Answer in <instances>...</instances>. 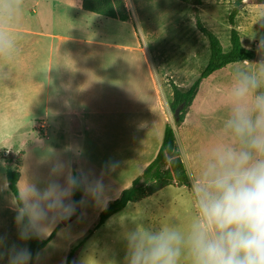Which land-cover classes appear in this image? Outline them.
I'll use <instances>...</instances> for the list:
<instances>
[{
    "label": "rangeland",
    "instance_id": "374dc122",
    "mask_svg": "<svg viewBox=\"0 0 264 264\" xmlns=\"http://www.w3.org/2000/svg\"><path fill=\"white\" fill-rule=\"evenodd\" d=\"M82 2L25 0L24 10L14 29L18 39L17 53L10 65L11 77L0 80V87L20 91V95L15 91L12 96L0 91V185L6 182V187L0 190V236L6 238V247L15 245L29 251L30 239H19L16 213L11 205L14 195L7 181L8 165L2 169L1 160L6 162L4 155L24 151L21 173L27 168L29 175L47 177L49 165L38 163L39 152L32 141L36 134L60 153L63 160L72 161L75 174L79 175L76 170L82 168L91 178L97 179L101 178V170L108 167V143L114 136L122 140L124 131L118 130L125 129V124L127 138L130 136L134 138V144L141 145L144 143L141 128L144 129L145 122H148L152 132L148 135L150 151L147 159L152 158L158 145L161 146L164 127L170 124L189 174L190 170H198L204 151L220 138L222 121L228 113L227 90L233 71L241 62L230 64L203 81L180 126L176 125L175 114L170 109V82L188 88L209 58L208 42L196 27L193 4H199L197 8L203 25L218 36L224 51H228L232 28L229 17L236 0H123L128 14L125 22L86 12L82 9ZM261 11H264V4L257 5L249 0L235 18V28L242 44L256 51L257 40L264 43V39L260 36L250 39L248 36L253 32L256 14ZM85 23L92 29L89 33L82 29ZM96 28L101 30L93 31ZM86 39H97L101 44L79 42ZM34 45L36 48L32 51ZM29 57L31 62L36 60L37 99L41 96H79L78 89L83 96L104 97L105 102L93 103V107L98 105L105 111L87 118L79 152L72 146L70 136L59 132L58 124L63 120L55 116L57 111L53 103L50 104L53 112L49 118L45 116L44 104L39 101L33 108L34 116H29L28 104L18 103L28 95L24 69ZM49 70L51 78L48 79ZM109 96H117V105L121 108L127 106L130 109L132 105V114L117 115L116 135L109 127V119H114L108 113L109 106L113 105L105 99ZM130 123H133L131 129ZM138 171L134 167L132 173L116 186L102 177L107 203L129 188L141 175ZM60 182L63 183V178ZM19 183L23 188V178ZM83 195L84 202L77 204L75 213L55 225L53 231L59 225L62 228L40 251L33 264H65L71 248L93 228L106 206L101 209L90 197ZM190 209L189 186L167 187L141 202L130 203L94 233L75 264H124L126 241L123 234L134 225L131 220L122 224L120 218L143 216L144 223L154 228L169 221L184 226ZM63 222L67 224L64 226ZM50 235L39 239H48ZM0 264H8L7 256L0 260Z\"/></svg>",
    "mask_w": 264,
    "mask_h": 264
},
{
    "label": "clouds",
    "instance_id": "9594fccd",
    "mask_svg": "<svg viewBox=\"0 0 264 264\" xmlns=\"http://www.w3.org/2000/svg\"><path fill=\"white\" fill-rule=\"evenodd\" d=\"M24 7L25 0H0V80L11 77L18 39L14 29ZM252 27L248 38L264 39V11L256 14ZM257 52L260 59H244L233 71L220 138L204 151L198 170L189 171L187 223L169 221L154 228L144 223L143 216L120 218L122 224L131 220L134 225L123 234L124 264H264V43L260 40ZM32 141L38 163L49 165V171L47 177H38L24 168L23 188L17 181L11 205L22 241L46 238L56 224L70 218L76 211L72 196L77 190L101 209L108 202L103 173L93 179L79 168L77 175L72 161L63 160L37 134ZM5 187L6 182L0 190ZM6 244L0 236V260L7 256L8 264H29L26 248Z\"/></svg>",
    "mask_w": 264,
    "mask_h": 264
},
{
    "label": "trees",
    "instance_id": "16d2710c",
    "mask_svg": "<svg viewBox=\"0 0 264 264\" xmlns=\"http://www.w3.org/2000/svg\"><path fill=\"white\" fill-rule=\"evenodd\" d=\"M248 1L249 0H236L235 6L230 14L229 21L232 28L230 31V48L228 51H224L218 36L203 25L197 8L199 4H193L196 27L208 42L209 58L199 76L188 88H183L174 82H170V109L175 114L177 126H180L185 121L205 79L230 64L242 62L244 59L250 61L255 60L257 51L248 49L242 44L240 33L235 28V18ZM253 3L257 5L264 4V0H253ZM82 8L85 11L122 22L128 20V14L123 0H83ZM23 155L24 152L22 151L17 154L12 153L8 156L4 155L8 165V187L13 195H15L16 184L21 176L20 169ZM171 186H189V174L177 145L175 131L170 124H166L162 143L155 159L147 166L141 175L133 180L129 188L124 189L117 199L108 203L106 208L100 213L98 221L93 228L89 230L87 236L71 248L66 259V264H75L81 251L94 233L101 229L112 216L123 211L128 204L141 202ZM82 196L83 190H77L72 198L76 204H79ZM61 228L62 225H59L52 232L50 237L45 240L36 237L30 238V264L34 263L40 251L55 238Z\"/></svg>",
    "mask_w": 264,
    "mask_h": 264
},
{
    "label": "crops",
    "instance_id": "0c3cea01",
    "mask_svg": "<svg viewBox=\"0 0 264 264\" xmlns=\"http://www.w3.org/2000/svg\"><path fill=\"white\" fill-rule=\"evenodd\" d=\"M86 12H88V11H86ZM89 13H91V12H89ZM92 14H95V13H92ZM95 15H97V14H95ZM97 16L102 17L101 15H97ZM82 29L86 30L85 33H89V31H92V29L90 27H88L86 25V23L82 26ZM100 30L101 29L96 28L93 31L98 32ZM33 35L36 36L37 33L34 32ZM79 42L87 43L89 45H100L101 44L100 43L101 41H98L97 39L96 40L95 39H93V40H90V39L79 40ZM110 46H112V45H110ZM35 48L36 47L34 45V47L32 48V51H34ZM29 49L31 50V46L29 47ZM30 50H29V52H31ZM26 66L27 67L24 69V74L28 80V91H27L28 95L25 96L24 98H22L20 101H18V103L22 102V103H26L29 105V116H34L33 108L35 109V103H37L38 101L43 103L44 107H45V113H46L45 116L47 118H49L50 113L53 112V110L50 109V104L53 103L55 105V110L57 111V112H55V114H56L55 116L58 119L63 120V123L60 122L58 124L60 126L58 128L60 130L59 132L65 134L64 136H70V139L73 142V143H71L72 146L75 147L76 151L79 152L80 149L82 148L81 141H83V137H84V131H83L84 127L87 126V121H86L87 118L90 115L99 114V113H102L103 111H105V110H101L98 105L96 106V108L93 107V103H98V102L104 101L103 100L104 97H101V96H83V94L81 95V93L79 92V89H78L77 92H78L79 96H62V95H60V96H41L39 99H37L36 98V81H37L36 60L31 62V57H29L28 65H26ZM50 75H51V72L49 70L48 79L51 78ZM0 91L4 92V93L5 92L9 93L11 96L13 94H15V91H18L17 93L20 95L19 90H12L7 86L6 87L5 86L0 87ZM67 91L68 90H66V92ZM105 99L106 100L108 99V102L113 104V105H110L108 108L109 115L114 116V119L112 121H111V118L109 119L110 120L109 121V127H110V129L112 127L114 134L116 135L117 129H118L117 128V115L121 114V115L126 116L129 112H131V110H132L131 106L132 105L130 106V109H127V106H125L124 108H121L120 106L117 105V96H109L108 98H105ZM121 102H123V101H120L119 103H121ZM125 102H127V101H125ZM129 102H131V100ZM32 104H34V106H32ZM97 108H99V109H97ZM131 114H132V112H131ZM131 122H132V119H131ZM145 123H147V124H144V129H143V127L141 128L143 138H144V139L142 138L144 140L143 144L140 145V143H138V142H135V144H134V138L132 139V138H130V136L127 138V135H126L127 134V128H128L127 124H125V129H123V130L119 129L118 130L120 132L124 131L123 133L125 134V136H123L122 140H117L116 136H114V138L112 139L113 143L112 142L108 143V149H109V155H108V160H107L108 167H107V169L104 168L103 170H101V174L103 173V177H105L109 181L113 182V184L115 186L118 184V182L127 178L132 173V170L134 167L138 168V170H139L138 172H140L139 174H142L143 171L147 168V166L155 159V157H156V155L160 149V146L158 145V148L154 152V155L152 156V158L147 159V156H148L149 151H150L149 146H148V139H149L148 135L152 132V130L149 131L148 122H145ZM132 125H133V123H132ZM132 125H131V123L129 124L130 129L132 128ZM44 128L47 129L48 124L45 123ZM86 129H87V127H86ZM44 133L46 134V131H44ZM127 139H129V144H127ZM22 152H24V151H22ZM1 165L3 167L2 169H5V167H7L6 162H4L2 160H1ZM21 166H22V161H21ZM20 172H21V169H20ZM3 175H4V173H3ZM83 196H82V198H83ZM81 201H82V199H81ZM107 205H108V203H107ZM75 217H77V215Z\"/></svg>",
    "mask_w": 264,
    "mask_h": 264
},
{
    "label": "water",
    "instance_id": "95a60500",
    "mask_svg": "<svg viewBox=\"0 0 264 264\" xmlns=\"http://www.w3.org/2000/svg\"><path fill=\"white\" fill-rule=\"evenodd\" d=\"M258 59H260V56L258 55V52H257L256 58H255L254 61H256V60H258ZM176 115H177V114H176ZM66 224H67L66 222H63V225H66Z\"/></svg>",
    "mask_w": 264,
    "mask_h": 264
}]
</instances>
